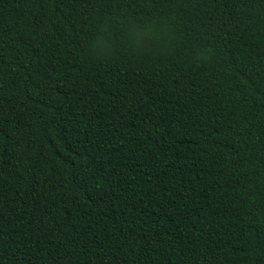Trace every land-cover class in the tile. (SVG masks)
Here are the masks:
<instances>
[{
	"label": "trees",
	"instance_id": "obj_1",
	"mask_svg": "<svg viewBox=\"0 0 264 264\" xmlns=\"http://www.w3.org/2000/svg\"><path fill=\"white\" fill-rule=\"evenodd\" d=\"M0 264H264V0H0Z\"/></svg>",
	"mask_w": 264,
	"mask_h": 264
},
{
	"label": "clouds",
	"instance_id": "obj_2",
	"mask_svg": "<svg viewBox=\"0 0 264 264\" xmlns=\"http://www.w3.org/2000/svg\"><path fill=\"white\" fill-rule=\"evenodd\" d=\"M99 35L94 38L93 47L99 45L101 49L107 43L104 34L108 32V28L102 23L97 24ZM126 38L133 53L139 52L145 48L149 41L157 40L161 37L162 32L151 25L130 24L126 28ZM101 55H106L102 52Z\"/></svg>",
	"mask_w": 264,
	"mask_h": 264
}]
</instances>
